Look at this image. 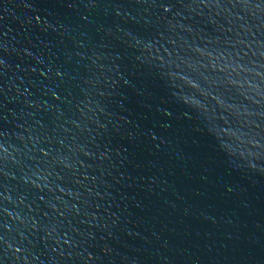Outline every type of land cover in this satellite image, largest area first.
<instances>
[{
  "label": "water",
  "instance_id": "95a60500",
  "mask_svg": "<svg viewBox=\"0 0 264 264\" xmlns=\"http://www.w3.org/2000/svg\"><path fill=\"white\" fill-rule=\"evenodd\" d=\"M0 264H264V0H0Z\"/></svg>",
  "mask_w": 264,
  "mask_h": 264
}]
</instances>
